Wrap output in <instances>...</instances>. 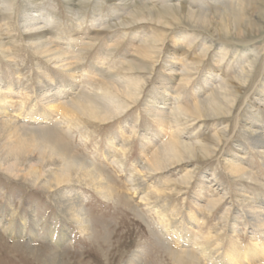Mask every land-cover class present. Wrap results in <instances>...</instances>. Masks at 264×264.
<instances>
[{"label":"rangeland","instance_id":"374dc122","mask_svg":"<svg viewBox=\"0 0 264 264\" xmlns=\"http://www.w3.org/2000/svg\"><path fill=\"white\" fill-rule=\"evenodd\" d=\"M217 1H4L7 5L0 6V84L10 83L18 90L9 101L15 121L29 129H44L47 140L53 141L57 130L50 128L56 119L33 123L29 117L36 109L56 117L60 111L52 102L40 105L30 92L67 85L72 76L100 108L109 104L105 97H112L126 110L102 121L68 107L62 114L79 128L67 132L57 127L66 134L67 142H61L68 157L90 161L111 176L117 189L113 201L83 187V182L73 180L70 186L46 190L43 182L0 167V223L13 222L15 231L7 234L0 227V264H53L50 260L56 252V264H127L135 254L143 255L145 264H175L169 249H184L187 236L193 237L194 245L211 244L220 258L232 246L247 249L256 242L263 248L262 236L252 222L243 219L247 204L242 200H264V153L253 142L264 133V0H246L250 3L247 16L237 12L238 21L233 17L236 0ZM225 1L228 6L224 7ZM147 3L156 17L149 16ZM171 4L190 8L194 17L183 8L169 10ZM30 14L43 18V31L54 48L72 58L73 70L62 69L53 57L37 50L33 34L24 29ZM201 15L209 16V27L198 22ZM132 83L140 85L134 100L119 91ZM104 92L110 96H103ZM167 95L172 100L169 107L154 105ZM178 96L188 102L187 113L164 127L154 111L164 110V115L171 116ZM198 96L214 97L222 114L199 117L190 108ZM173 130L195 152L189 155L180 148L186 154L183 162L156 171L147 153ZM156 134L161 137L155 141ZM235 162L245 168V174L232 169ZM28 164L24 160L19 167ZM132 172L139 175L138 191L130 182ZM77 192L85 197L92 224L85 236L68 222L61 205ZM147 196L149 201H144ZM154 205L185 228L181 240L161 234L162 217ZM24 220L26 237H21ZM53 227L56 239L66 229L72 242L52 243L47 230ZM32 229L40 233L34 241L28 236ZM182 261L189 264L187 259ZM209 263L204 258L200 261Z\"/></svg>","mask_w":264,"mask_h":264},{"label":"bare ground","instance_id":"6f19581e","mask_svg":"<svg viewBox=\"0 0 264 264\" xmlns=\"http://www.w3.org/2000/svg\"><path fill=\"white\" fill-rule=\"evenodd\" d=\"M0 1V6L7 5V2H4L5 0ZM236 1V8L234 10L235 14H233V17L235 18V21H238V17H240V14L237 12H243V14L247 16L248 10L246 11L245 9L250 3H247L248 1L246 0ZM216 2L218 1L216 0ZM221 4L224 7L225 5L228 6L226 1ZM147 5L149 4H146L149 16H151V18L156 17L154 14L155 12L152 11L151 8ZM182 8L186 9V7L182 5L171 4L169 10L182 11ZM186 10L191 14V16L194 17V13L190 11V8H187ZM38 12L40 13V11ZM42 19L43 18L41 16H31V14L27 15L26 19L24 20V29L27 30V32H31L30 35L33 34L32 36H34V39L37 42L36 48L42 55L47 56V58L53 57V61L55 62V64H62L61 68L65 69L66 71L73 70V63L71 62L72 58L63 55L62 52L54 48L52 45V40H50L47 37L48 34L43 31L44 26L41 22ZM159 22H162L165 25H170L161 20H159ZM196 22L197 21H195V23ZM198 22L203 23L204 25L209 27V16L201 15V18L198 20ZM228 28H225V31H228ZM81 45L86 46L87 44L81 43ZM81 87L82 85L79 83L77 77L72 76L70 80L67 81V85L59 84L56 87H50L52 90H49V88H40L33 92H30V94L36 98V102L40 103V105H47L52 102V107L60 111L57 117L50 111H41L39 109H36L32 114H30L29 119L33 123L41 121H53L54 119H56V121L53 123L54 125H52L50 129L52 131H54L55 129L57 130V137L53 141H48L45 136L46 132L44 129L36 130L35 125H32L35 127L29 129L20 125V123L13 119L14 111L10 109V105L12 104L9 105V101L13 99L14 93L18 90L13 84L9 83L5 86H2L0 84V167L6 168L9 172L12 173L17 172L16 174H19L21 172V176H24L25 178H31L35 183L43 182V187L46 190H52L53 188L64 187L67 185L70 186L72 185L73 180L81 183L83 182V187H90L101 198L110 202L115 199L117 193V189L113 184L114 182L111 176L108 175L105 169L96 166L90 161L85 162L82 158H79L75 155H71L68 157L66 155L67 152L62 149L61 142V140H65L67 142L66 134L61 133V131H59L57 127H65L67 132H72L74 129L79 128V126L74 123V120L71 117H67V115L65 116L62 114L64 112L63 110H66V108L68 107L87 115L91 119L97 118L101 119L102 121H107L111 118L116 117L117 115H122L126 110V105H122L112 97H105L109 104L104 109L100 108L97 102L95 100H92L93 97H90L93 95L86 94L85 92L81 91ZM139 87V83H132L129 87L120 86L119 91L126 97L134 100L135 91H138ZM23 92L26 93L27 91L23 90ZM75 93H80L79 98H72V94ZM51 94L52 97L50 96ZM64 96L65 98L62 99ZM87 96L90 98L88 100H84V98L87 99ZM103 96L110 95L104 92ZM202 98L203 97L199 96L196 97L193 105L190 107L193 108L195 114H197L199 117L222 114V108L220 109V107L216 106L214 97H209L205 100H203ZM62 101L65 102L62 103ZM171 101L172 100L167 95L166 97L162 98L160 102H155L154 105L162 104L166 107ZM185 101L186 100L183 97L178 96L173 102V113L169 117L164 115V110L160 112L155 109L154 112L160 122L164 124V127H168L170 125V121L175 119L179 115H184L185 113H187L185 103L188 102ZM171 128L172 127H169L168 130H171ZM178 133L179 132H174L173 130L168 135L167 140H163V143L161 142L160 146L155 148L152 153H150V151L147 153L149 163L152 164L156 171H163L168 167H172L183 162L186 154H184L183 151L180 150V148H182L184 152L188 153L189 155L195 152L193 147L183 141ZM160 137L158 134H156V137L154 138L155 141ZM253 142L254 145H256V147L260 150V152L264 153V133L257 134V137L255 140H253ZM70 148L73 150L72 147ZM107 157L108 159L112 158V153L110 151H108ZM24 160H29V164L26 166V168L21 169L19 167V164H21ZM166 163H169V165H166ZM40 165H44L42 170H39L38 168ZM232 169L235 172H239L240 174H245V168L237 162L232 163ZM131 176L132 177H130V182L135 184V187L138 191L141 188L138 180L139 175L132 172ZM148 197L149 196L144 198V201H149L150 198ZM85 202V197L80 192L75 193L74 196H69L67 199L61 202L62 208L64 210L63 213L66 215L68 222L74 225L83 236L87 235L91 231L92 225L90 215L85 207ZM242 202H244L245 205L247 204V208L243 210V219L245 221L247 220L249 222H252L253 226L256 228L257 233L262 236L263 248L261 250L259 249V246L256 242H254L256 246L249 247L247 249L232 246L229 249V253L225 254V257L220 258L217 255L218 250L210 249L212 247L211 244L198 242V245H194L193 237L187 236L186 241L183 242L185 247L184 249H169L172 252V261L175 264H182V260L187 259L189 264H200L201 259L204 258L205 260H208L210 262L209 264H263L264 200L256 201L251 198H245L242 200ZM154 209H156L155 211H158L162 217L160 226L164 228V231L161 234H163L165 237L167 234H169L171 237H175L176 239L181 240L185 228H183V226H177V222L171 219V217H169V215L166 214L165 211L160 209L159 206L154 205ZM26 226L27 221L24 220V225L20 232L21 237L25 236L24 227ZM0 227L3 229L4 233H15V231L13 230V222L7 225L1 222ZM55 231L56 227L47 230L51 242L55 245L66 246L68 243L72 242L71 238L69 237L68 230L63 229L58 239L55 238ZM28 236L31 241H34L35 239H38L40 237V233H38L36 229H32L29 232ZM191 245L197 247L191 249L189 248L191 247ZM58 248L60 247L58 246ZM58 255L59 254L56 252L50 260L53 264L57 263ZM127 264H145V260L143 259V255L135 254Z\"/></svg>","mask_w":264,"mask_h":264}]
</instances>
